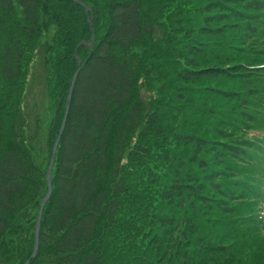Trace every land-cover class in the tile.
Masks as SVG:
<instances>
[{
    "label": "trees",
    "instance_id": "1",
    "mask_svg": "<svg viewBox=\"0 0 264 264\" xmlns=\"http://www.w3.org/2000/svg\"><path fill=\"white\" fill-rule=\"evenodd\" d=\"M35 60L46 171L19 107ZM27 261L264 264V0H0V264Z\"/></svg>",
    "mask_w": 264,
    "mask_h": 264
},
{
    "label": "rangeland",
    "instance_id": "2",
    "mask_svg": "<svg viewBox=\"0 0 264 264\" xmlns=\"http://www.w3.org/2000/svg\"><path fill=\"white\" fill-rule=\"evenodd\" d=\"M38 62L39 60H35V63L33 64L35 66H31L30 68L27 84L25 85V96L21 97V106L19 105V107L20 112L25 115L26 124L30 126L32 130V137L30 138L29 145L35 148L36 161L39 162L42 170L46 171L49 155L45 151V145L52 132L51 128L57 110L56 102L52 101V98L46 90L47 67L43 61L40 62V64ZM41 201L37 205V208H32L31 216L37 215L38 206L43 202ZM36 224L37 221L35 223V228ZM25 229L29 232L30 237L33 236L31 228ZM22 230L23 228L20 226V222H15L11 235L7 237V239L9 240L11 237L14 238L17 235H20Z\"/></svg>",
    "mask_w": 264,
    "mask_h": 264
},
{
    "label": "water",
    "instance_id": "3",
    "mask_svg": "<svg viewBox=\"0 0 264 264\" xmlns=\"http://www.w3.org/2000/svg\"><path fill=\"white\" fill-rule=\"evenodd\" d=\"M78 3L81 4L80 2H78ZM86 11L88 12V8H86ZM93 39H95V37ZM93 45H94V42L90 46L92 47ZM78 74H79V71L74 75V78H73V81H72V86H71L70 91H69V98H68L69 101H71V99H72V95H73L74 87L76 85ZM68 113H69V107H67V111H66L65 118H64V121H63V124H62V127H61V131H60L58 139H57V141L55 143V146H54V149H53V155H52V158H51L48 170H47L46 178H47V185H48V193H47L46 197L44 198V200L42 202V205H41V208H40V212H39V216H38V219H37V224H36V228H35V248H34V251H33L32 259H35L37 257V253H38V249H39L42 217H43V213H44V209L46 207V204L49 202V200L51 198V195H52V192H53L52 170H53V167H54L55 158H56V155H57V150H58V146L60 144L61 136H62V134H63V132L65 130V127H66ZM25 264H30V261L26 262Z\"/></svg>",
    "mask_w": 264,
    "mask_h": 264
}]
</instances>
